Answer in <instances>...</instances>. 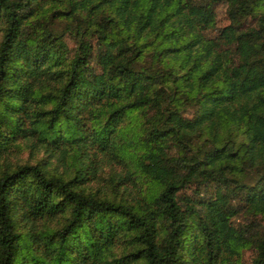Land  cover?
Returning <instances> with one entry per match:
<instances>
[{
	"label": "trees",
	"instance_id": "1",
	"mask_svg": "<svg viewBox=\"0 0 264 264\" xmlns=\"http://www.w3.org/2000/svg\"><path fill=\"white\" fill-rule=\"evenodd\" d=\"M0 264H264V0H0Z\"/></svg>",
	"mask_w": 264,
	"mask_h": 264
},
{
	"label": "rangeland",
	"instance_id": "2",
	"mask_svg": "<svg viewBox=\"0 0 264 264\" xmlns=\"http://www.w3.org/2000/svg\"><path fill=\"white\" fill-rule=\"evenodd\" d=\"M216 12V26H222L227 23V20L224 15L223 6H217L215 8ZM42 152L38 151L36 153L31 152L28 148H16L10 152V155H7L6 161L9 163L13 162H24V161H31L32 159L39 158ZM46 159V157H45ZM48 160V159H46ZM53 161V160H52ZM118 168L117 166H115ZM244 257L247 258V253L244 254Z\"/></svg>",
	"mask_w": 264,
	"mask_h": 264
}]
</instances>
